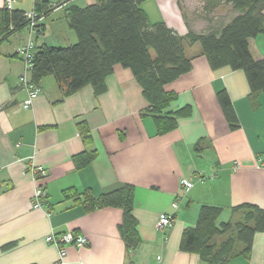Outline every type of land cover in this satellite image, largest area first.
I'll return each instance as SVG.
<instances>
[{
	"label": "crops",
	"instance_id": "obj_1",
	"mask_svg": "<svg viewBox=\"0 0 264 264\" xmlns=\"http://www.w3.org/2000/svg\"><path fill=\"white\" fill-rule=\"evenodd\" d=\"M41 1L51 10L42 14L43 33L35 45L62 48L77 41L67 8L96 0ZM3 4L0 0V13ZM200 4L197 11L192 0H144L141 8L150 23L164 22L180 36L220 28L239 14L225 0ZM11 10L32 11L34 0H15ZM27 39L24 28L0 44V264H205L198 255L179 250L182 233L195 226L201 206L220 207L218 222L240 221L242 212L232 211L239 205L264 209V98H249L242 70H213L200 44L186 43L192 68L164 86L173 95L164 112L185 108L187 114L159 135L144 114L140 85L121 65L113 67L100 95L90 86L66 95L53 75L46 76L38 82L41 94L24 108L23 63L16 50ZM248 49L254 60L264 59V33L249 39ZM221 90L236 112L235 129L218 103ZM200 140L202 151L196 153ZM89 152L94 158L76 168L74 156ZM31 165L46 171L38 181L47 194L41 209L30 204L35 188ZM182 178L193 183L188 191L180 185ZM125 184L134 189L132 216L140 240L130 257L118 230L122 209H87L84 203L86 194L97 198ZM163 215L174 217L167 230L156 228ZM51 232L79 234L87 244L67 245L62 263L56 247L45 242ZM227 264H264V233L254 235L249 258L235 256Z\"/></svg>",
	"mask_w": 264,
	"mask_h": 264
},
{
	"label": "trees",
	"instance_id": "obj_2",
	"mask_svg": "<svg viewBox=\"0 0 264 264\" xmlns=\"http://www.w3.org/2000/svg\"><path fill=\"white\" fill-rule=\"evenodd\" d=\"M143 1L96 0L83 8L69 6L68 25L77 41L62 48L36 47L31 80L37 83L53 75L66 95L86 86L100 95L106 90L105 80L113 67L121 65L130 69L140 85L147 103L144 114L151 116L160 135L172 130L177 118L187 114L185 108L175 113L164 112L173 99L164 86L191 70V59L185 56L184 45L199 43L211 69L242 70L249 86V98L257 94L264 98V59L254 60L248 49V40L264 33V0H225L239 12L237 16L220 28L208 27L202 33L188 32L185 36L178 35L164 22L150 23L141 8ZM208 1L215 6L220 0ZM34 10L45 15L51 7L34 0ZM204 10H207L205 6ZM24 14L2 9L0 44L27 27ZM217 100L230 129L237 128L239 121L225 90L217 93ZM83 138L87 141L86 133ZM202 143L200 140L194 146L196 153L202 151ZM94 156V152L74 156L75 167L85 166ZM133 193V186L125 184L97 198L87 194L84 197L87 209L106 206L122 209L118 230L129 257L140 242L132 216ZM232 211H241L242 219L218 222L220 207L201 206L195 226L183 231L179 250L198 255L205 264H227L235 256L249 258L254 235L264 233V209L243 204ZM223 235H227L225 240L217 242L216 238Z\"/></svg>",
	"mask_w": 264,
	"mask_h": 264
},
{
	"label": "built area",
	"instance_id": "obj_3",
	"mask_svg": "<svg viewBox=\"0 0 264 264\" xmlns=\"http://www.w3.org/2000/svg\"><path fill=\"white\" fill-rule=\"evenodd\" d=\"M14 1L15 0H4L3 8L10 11ZM24 16L28 20V25L26 27L28 39L25 43L18 47L16 53L23 63V74L19 77V82L27 94L22 106L24 108H30L33 100L41 94L39 83H35L31 80L30 73L34 65V53L36 49L35 38L43 33L40 27L42 15L38 14L35 10H32L26 12ZM28 172L35 182V188L30 202L31 207L33 209H41L46 200L47 194L45 189L38 184V181L46 176V171L43 167L31 165L28 168ZM180 185L185 191H188L192 188L193 183L190 179L182 178L180 180ZM173 208H177L176 203L173 204ZM46 216H50V213H47ZM173 222V215H163L157 220L156 228L159 230H167L172 227ZM45 242L56 247L58 251V258L60 262L63 263L66 256V246L73 245L80 248L87 244V239L82 235L72 232H63L58 234L51 232L45 237Z\"/></svg>",
	"mask_w": 264,
	"mask_h": 264
},
{
	"label": "rangeland",
	"instance_id": "obj_4",
	"mask_svg": "<svg viewBox=\"0 0 264 264\" xmlns=\"http://www.w3.org/2000/svg\"><path fill=\"white\" fill-rule=\"evenodd\" d=\"M202 0H192V8L195 7V10L199 11L201 10L202 5L200 4ZM188 2V0H186ZM201 12V11H200ZM153 55V52H151Z\"/></svg>",
	"mask_w": 264,
	"mask_h": 264
}]
</instances>
